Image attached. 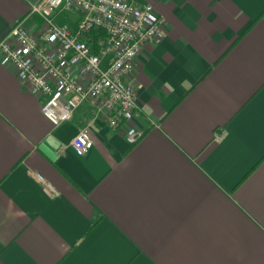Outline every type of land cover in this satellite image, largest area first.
<instances>
[{
    "label": "crops",
    "instance_id": "crops-1",
    "mask_svg": "<svg viewBox=\"0 0 264 264\" xmlns=\"http://www.w3.org/2000/svg\"><path fill=\"white\" fill-rule=\"evenodd\" d=\"M35 1L0 0V38ZM137 1L166 26L128 78L133 145L93 99L55 126L0 60V264H264V0Z\"/></svg>",
    "mask_w": 264,
    "mask_h": 264
},
{
    "label": "built area",
    "instance_id": "built-area-1",
    "mask_svg": "<svg viewBox=\"0 0 264 264\" xmlns=\"http://www.w3.org/2000/svg\"><path fill=\"white\" fill-rule=\"evenodd\" d=\"M61 12H79L75 27L61 25ZM41 23L28 28L23 18L0 38V60L11 66L33 94L44 96L42 113L55 126L72 119L87 99L110 126L124 131L130 145L145 134L137 122L136 89L128 78L136 58L148 43L165 36V18L149 1L137 0H37L28 17ZM95 28L105 36L94 37ZM72 146L79 155L94 146L90 128L82 129ZM56 193L51 185H47Z\"/></svg>",
    "mask_w": 264,
    "mask_h": 264
},
{
    "label": "trees",
    "instance_id": "trees-1",
    "mask_svg": "<svg viewBox=\"0 0 264 264\" xmlns=\"http://www.w3.org/2000/svg\"><path fill=\"white\" fill-rule=\"evenodd\" d=\"M94 37H99V36H105L106 32L104 29L101 28H95L93 31Z\"/></svg>",
    "mask_w": 264,
    "mask_h": 264
}]
</instances>
